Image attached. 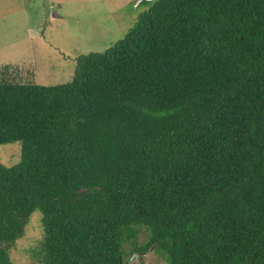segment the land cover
<instances>
[{
  "label": "trees",
  "instance_id": "obj_1",
  "mask_svg": "<svg viewBox=\"0 0 264 264\" xmlns=\"http://www.w3.org/2000/svg\"><path fill=\"white\" fill-rule=\"evenodd\" d=\"M0 264H264V0H152L65 83L0 79ZM146 240L137 241L141 228Z\"/></svg>",
  "mask_w": 264,
  "mask_h": 264
},
{
  "label": "rangeland",
  "instance_id": "obj_2",
  "mask_svg": "<svg viewBox=\"0 0 264 264\" xmlns=\"http://www.w3.org/2000/svg\"><path fill=\"white\" fill-rule=\"evenodd\" d=\"M151 1L135 0L110 10L101 0H65L63 15L53 18L50 13L57 9L53 1L0 0V79L44 85L70 81L80 54L110 46ZM32 31H38L37 36ZM20 152L19 140L0 143V162L11 165L19 160ZM40 214L38 209L31 213L23 235L10 248L11 264H39L31 248L42 237ZM146 237L147 230L142 227L137 241ZM130 247L126 241L125 257L131 264L166 263L161 251L150 249L140 256L128 254Z\"/></svg>",
  "mask_w": 264,
  "mask_h": 264
},
{
  "label": "crops",
  "instance_id": "obj_3",
  "mask_svg": "<svg viewBox=\"0 0 264 264\" xmlns=\"http://www.w3.org/2000/svg\"><path fill=\"white\" fill-rule=\"evenodd\" d=\"M31 1V0H29ZM47 1H53V5H56V8L55 11H52L50 14L53 18L55 17H61L63 14H62V6L63 4L65 3V0H47ZM103 2H106V5L107 7L111 10L113 8H121L123 7L124 5H129L132 1H135V0H101ZM137 3L143 1V0H136ZM135 2V4H137ZM52 5V4H51ZM40 12V11H39ZM37 30H39V28H35ZM34 35L37 36L38 34V31H32ZM36 78V76H35Z\"/></svg>",
  "mask_w": 264,
  "mask_h": 264
}]
</instances>
